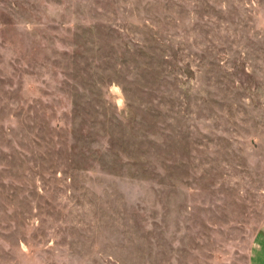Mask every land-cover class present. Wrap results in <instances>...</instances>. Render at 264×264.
Here are the masks:
<instances>
[{
	"label": "rangeland",
	"instance_id": "374dc122",
	"mask_svg": "<svg viewBox=\"0 0 264 264\" xmlns=\"http://www.w3.org/2000/svg\"><path fill=\"white\" fill-rule=\"evenodd\" d=\"M264 0H0V264H257Z\"/></svg>",
	"mask_w": 264,
	"mask_h": 264
},
{
	"label": "crops",
	"instance_id": "0c3cea01",
	"mask_svg": "<svg viewBox=\"0 0 264 264\" xmlns=\"http://www.w3.org/2000/svg\"><path fill=\"white\" fill-rule=\"evenodd\" d=\"M258 248H257V258L261 261L257 264H264V223L261 225V236L259 237V240L257 242Z\"/></svg>",
	"mask_w": 264,
	"mask_h": 264
}]
</instances>
